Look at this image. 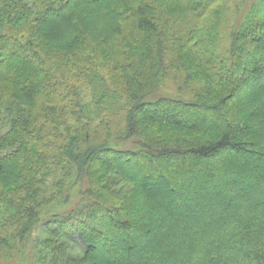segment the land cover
<instances>
[{
  "label": "trees",
  "instance_id": "16d2710c",
  "mask_svg": "<svg viewBox=\"0 0 264 264\" xmlns=\"http://www.w3.org/2000/svg\"><path fill=\"white\" fill-rule=\"evenodd\" d=\"M263 2L0 0V259L40 225L44 264H136L134 221L146 243L167 241L151 214L175 197L200 223L250 213L212 240L167 215L159 229L193 240L184 264H264V198L237 185L264 188V109L238 102L239 76L264 98Z\"/></svg>",
  "mask_w": 264,
  "mask_h": 264
},
{
  "label": "rangeland",
  "instance_id": "374dc122",
  "mask_svg": "<svg viewBox=\"0 0 264 264\" xmlns=\"http://www.w3.org/2000/svg\"><path fill=\"white\" fill-rule=\"evenodd\" d=\"M250 1V0H247ZM254 1V0H252ZM264 3V2H263ZM243 55L245 54V50H242ZM245 56H247L245 54ZM243 69H245L246 71V66H243ZM240 77V84H241V91H240V96L238 97V102L240 103V105L244 106V109L246 111H250V110H263L264 109V98L260 95H258V92H256L257 90L254 88H251L249 83L245 82L242 80V76ZM236 106V105H235ZM235 106H232V109L236 108ZM199 118L200 121H206V116H203L202 114L200 115H192L190 113H186L184 115V118L186 119H194V118ZM238 118V117H237ZM224 160V158L222 159ZM231 164V163H230ZM230 164H227V162L224 164L225 167L229 166ZM243 164V165H242ZM246 164V163H245ZM247 165V164H246ZM233 167H229L232 168L231 170H235L238 169L239 167H246L244 165V163L241 164H235L232 165ZM259 170L260 172L264 170V166L263 164L259 165ZM171 168L170 173H175V172H181V169H179L178 166H169ZM173 170V171H172ZM207 170V166L205 171ZM213 173V171H212ZM136 174V171H135ZM259 175V174H258ZM213 177V176H212ZM217 178V180H216ZM218 176H214V179H210V180H206L204 182H207L206 184L209 183V185H214L218 184ZM238 180V179H237ZM152 181H154L153 179H149V181H147V186L149 187V190H154V186L157 187L158 190L160 191H166L169 190V188L166 187V185L164 186V184L159 181L158 183H153ZM253 182V181H252ZM195 183L198 185H200V181H195ZM204 184V183H203ZM213 185V186H214ZM238 185V189H242V192L246 194L247 200L248 201H257L260 200L262 197L264 198V188H259L257 191H252L250 188H246L245 185L241 184H237ZM204 193L206 191V193H208V199H210L211 203L212 202H221L220 198L215 197L216 195L213 194H209L210 190H208V188L203 189ZM185 193V191H184ZM203 193V195H201L200 197H204L205 194ZM181 195V194H180ZM186 196V193H185ZM184 197V196H183ZM166 208L169 210L166 212H161L158 208H154L152 210V224H154L157 228V231H161L160 239H166L167 241H162L156 245H152V244H148L146 243V241H143V230H145L144 228V222H140V221H134V226L138 229L139 232L136 233V231L134 230V232H132L130 235H128V237L126 238L127 242H131L132 244L137 245V249H138V258L132 259V261L136 264H184V260L183 258H186L185 256L183 257L182 255L185 254L184 251H182L183 249L186 248H190L191 249V243H193V240H190L191 238H193L194 236L189 235L190 237H188V239L190 240V242H183L181 240V237L177 235V233H174L173 236H169V234L165 231H163L162 229H159L161 227L167 226L166 220H167V215L170 216L173 214H181L182 215V219L184 221V226L185 227H189L192 228L194 234L197 233L199 230H201L202 232H206L209 231V238L214 239L215 237L218 236V231L223 228V225H227L229 222L230 224H232V221H236L237 223H239L240 221H243L245 219V217L250 216L249 213V209L244 208L243 210H241L240 212L236 213H230L229 215H227L225 218H218L216 215L213 214H208V218L205 222L200 223L199 219H197L196 217L194 218V216H192L191 214H189V211H193L192 209L194 208L195 203L194 202H190V201H186V200H182V199H178V198H170L168 199V201L166 199L163 200ZM209 201V202H210ZM206 203V204H209ZM214 202V203H215ZM194 204V205H193ZM118 205V204H115ZM209 207V206H208ZM139 209L137 206H134L133 209H125V211H123V216H132L135 215L136 212H138ZM189 215V216H188ZM253 216V215H251ZM175 218V217H173ZM177 218V217H176ZM252 218V217H251ZM216 222L214 224V229H209L207 228L205 225L206 223H212ZM193 223V225L196 226V228L193 227V225L190 224ZM235 222V223H236ZM227 223V224H226ZM211 228V227H210ZM225 230V229H224ZM227 230V228H226ZM211 231V232H210ZM190 232V231H189ZM215 232V233H214ZM188 234V233H187ZM216 234V235H215ZM146 236V235H144ZM186 236V234H185ZM192 236V237H191ZM215 236V237H214ZM147 237V236H146ZM158 237V238H159ZM99 238L102 239V244L106 247L110 246H114L115 243H111V241L109 242L106 239L105 234H101L99 235ZM45 235L43 234V229L41 228V226H38V229H36L32 234L31 237L28 238V240L24 243V245L21 246L20 250L18 252L14 253V257L12 258L11 261H4L0 259V264H44L40 261L38 256V251L39 248H37L36 246L40 247L39 243H42L43 240H45ZM73 241V250L75 253L80 254V246H78L76 243L77 240H75V238L72 239ZM215 243V242H214ZM219 242H216V245H218ZM220 246V244H219ZM218 246V248H219ZM229 246V245H228ZM116 247V246H114ZM226 245L222 244L221 248H225ZM219 248V249H221ZM164 250L169 251V254H165L166 256L162 257L161 256V252H163ZM73 252V253H74ZM172 252H182L181 255H177L176 257L172 258ZM160 254V255H159ZM42 258V257H41ZM185 264H200V261H198V259H194L193 258V254H190L187 256V260L185 261ZM238 264H240L239 262H237Z\"/></svg>",
  "mask_w": 264,
  "mask_h": 264
}]
</instances>
